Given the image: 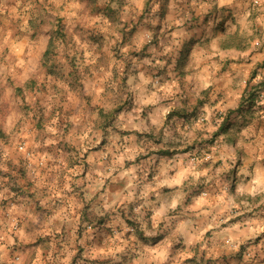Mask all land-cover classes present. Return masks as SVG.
Returning <instances> with one entry per match:
<instances>
[{
    "label": "crops",
    "instance_id": "0c3cea01",
    "mask_svg": "<svg viewBox=\"0 0 264 264\" xmlns=\"http://www.w3.org/2000/svg\"><path fill=\"white\" fill-rule=\"evenodd\" d=\"M166 3L168 22L179 27L171 50L179 59L188 48L199 59L183 69L177 61L168 98L151 95L143 77L142 96L120 116L140 137L138 178L112 176L113 152L101 160L80 136L66 144L59 131L44 138L35 130L12 133L0 112V264L12 249L53 233L62 264H264V224L252 220L255 202L264 201V113L248 107L246 91L264 87V0ZM25 5L26 23L40 22L36 5ZM213 10L218 16L210 22ZM194 82L203 99L195 115ZM194 140L204 141L203 155L190 164ZM22 143L35 157L25 159ZM121 204L126 210H115ZM116 240L122 255L114 257Z\"/></svg>",
    "mask_w": 264,
    "mask_h": 264
},
{
    "label": "rangeland",
    "instance_id": "374dc122",
    "mask_svg": "<svg viewBox=\"0 0 264 264\" xmlns=\"http://www.w3.org/2000/svg\"><path fill=\"white\" fill-rule=\"evenodd\" d=\"M29 1L36 5L32 11L40 21L33 26L25 19L31 12L25 5ZM137 2L0 0L2 126L12 133L35 130L43 138L59 131L65 136L66 144L80 136L78 140L98 151L101 160L105 159L107 149L113 152L116 164L112 166V176L133 179L141 176L140 168L137 169L142 162L137 150L140 137L126 131L120 116L131 112L142 96L137 89L143 77L151 95L168 98L174 66L179 63L183 69L184 65L196 62L188 60H198L199 56L190 55L187 48V54L177 59L171 50V35L179 27L166 18V0L163 5L157 0H141V9ZM16 4H19L17 8ZM210 15L211 22L218 16V10L211 11ZM207 27L211 28L210 23ZM49 37L54 41L52 51L47 59L38 60ZM193 88L192 113L195 115L198 114L195 105L203 99L195 82ZM128 106L130 110L126 111ZM110 127L113 136L105 138L104 132H109ZM203 142L194 140L192 145L195 151L190 155L196 154L198 160L203 155L199 151ZM81 171L85 176L88 166L81 165ZM190 187L199 189L200 186ZM135 202L128 205L132 212ZM255 206L257 214L252 220L264 224V212H259L264 211V201H256ZM118 207V211L126 210L123 204L116 205L115 210ZM116 226L119 228L122 223ZM43 237L29 241L24 248L12 249L7 264H62L57 234ZM112 245L113 256H121L120 241H113Z\"/></svg>",
    "mask_w": 264,
    "mask_h": 264
},
{
    "label": "built area",
    "instance_id": "2783aa9c",
    "mask_svg": "<svg viewBox=\"0 0 264 264\" xmlns=\"http://www.w3.org/2000/svg\"><path fill=\"white\" fill-rule=\"evenodd\" d=\"M245 83L247 84V82H245ZM248 88L250 89V92L253 93L254 106L258 109L259 112L264 113V87H261V86L252 87V86L248 85ZM198 120H199V118H198ZM19 150L21 152H23L25 159L28 160L31 158L32 153L28 150V148L26 147V145L24 143H22L19 146ZM187 161L190 164H195L198 161V157L196 154L190 155L189 158L187 159ZM38 164H39V166H42L43 160L39 159ZM13 228L16 229L17 225L15 224Z\"/></svg>",
    "mask_w": 264,
    "mask_h": 264
},
{
    "label": "trees",
    "instance_id": "16d2710c",
    "mask_svg": "<svg viewBox=\"0 0 264 264\" xmlns=\"http://www.w3.org/2000/svg\"><path fill=\"white\" fill-rule=\"evenodd\" d=\"M157 2H158V0H157ZM31 26H33V25H35L34 23H32V24H30ZM53 44H54V41H53V38H51V37H49L48 38V41H47V44H46V47H45V50L43 51V53H42V56H41V59H47L48 58V56L50 55V53H51V48H52V46H53ZM47 69H49L48 67H47ZM247 90V93L249 94V96H250V98H249V103H248V107L249 108H253V109H255V110H258L255 106H254V100H253V93L252 92H250V89L248 88V86H247V88H246ZM174 113H176V112H174ZM218 134H214V136H217ZM28 150L32 153V157H31V159L33 158V157H35L34 156V152L33 151H31V149H29L28 148ZM191 154V153H190ZM257 207H255V209H256ZM257 210V209H256ZM259 211H261V209L259 210ZM260 213H262V212H260ZM262 235V234H261ZM144 240H152V239H155V238H143ZM261 240V237L260 236H258L256 239H255V242H259ZM260 251H263V247H261L260 248ZM241 253H242V251H241ZM243 254H247V256H249V257H251V258H253V257H256L255 255V253L254 252H244Z\"/></svg>",
    "mask_w": 264,
    "mask_h": 264
}]
</instances>
